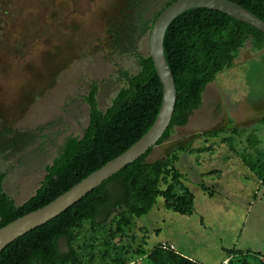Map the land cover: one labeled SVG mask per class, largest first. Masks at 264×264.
I'll return each mask as SVG.
<instances>
[{
	"label": "rangeland",
	"instance_id": "rangeland-1",
	"mask_svg": "<svg viewBox=\"0 0 264 264\" xmlns=\"http://www.w3.org/2000/svg\"><path fill=\"white\" fill-rule=\"evenodd\" d=\"M172 1L0 0V172L16 206L35 195L66 140L83 136L92 87L105 111L125 86L124 73L139 71L153 22ZM176 152L175 169L195 197L192 216L168 210L160 197L141 218L119 208L95 228L83 221L58 242L62 254L75 252L62 264H153L158 248L202 264H221L220 255L223 264H257L264 255V48L255 51L248 39L233 66L207 85L187 125L147 162Z\"/></svg>",
	"mask_w": 264,
	"mask_h": 264
},
{
	"label": "trees",
	"instance_id": "trees-1",
	"mask_svg": "<svg viewBox=\"0 0 264 264\" xmlns=\"http://www.w3.org/2000/svg\"><path fill=\"white\" fill-rule=\"evenodd\" d=\"M175 1L166 5L153 24ZM229 1L264 21V0ZM248 39H252L255 51L264 48L262 32L208 9L187 11L172 22L165 34L164 50L176 81L177 103L171 124L156 146L166 141L175 127L187 125L200 107L207 85L217 74L233 66ZM138 64L136 74L124 73L125 86L105 111L99 108L96 100L97 86L92 87L87 97L90 122L83 136L66 140L60 154L46 167L42 185L22 206H16L5 193V175L0 172V229L50 204L122 155L151 129L162 105L163 86L150 56L140 57ZM152 150L59 217L10 244L0 253V264L69 263L75 258L74 250L62 254L58 242L61 238H70V231L83 221H91L95 228L106 224L119 208L141 218L151 212L160 197L168 210L181 216H192L195 197L184 188L175 169L179 153L150 163L147 157ZM202 189L208 191L204 186ZM225 252L236 254L239 251ZM257 256V264L264 263L261 261L264 255L258 253ZM149 259L153 264L170 261L201 264L160 248L152 252Z\"/></svg>",
	"mask_w": 264,
	"mask_h": 264
},
{
	"label": "water",
	"instance_id": "water-1",
	"mask_svg": "<svg viewBox=\"0 0 264 264\" xmlns=\"http://www.w3.org/2000/svg\"><path fill=\"white\" fill-rule=\"evenodd\" d=\"M194 9H208L222 13L264 34L263 20L229 0H177L168 6L153 24L149 39L150 57L163 86L162 105L154 125L122 155L89 175L65 194L43 208L22 216L1 228L0 253L16 240L65 213L114 175L145 156L166 134L176 109L177 88L174 74L165 56V34L178 16Z\"/></svg>",
	"mask_w": 264,
	"mask_h": 264
},
{
	"label": "crops",
	"instance_id": "crops-1",
	"mask_svg": "<svg viewBox=\"0 0 264 264\" xmlns=\"http://www.w3.org/2000/svg\"><path fill=\"white\" fill-rule=\"evenodd\" d=\"M253 196H254V198H255V193H254ZM166 243L169 244L168 242H166ZM171 246H173L174 250H176V248H175V246H174L173 244H171ZM220 249H221L222 252H225L226 250H231V249H226V248H223V247H221ZM176 252H177V251H176ZM178 254H179V253H178ZM180 255H182V254H180ZM182 256H183V255H182ZM184 257H185V256H184ZM219 258H220V260H223L221 264H223V263L225 262V260H226L225 257L223 258V257H221V255H220ZM188 259L193 260L192 258H188ZM206 260H208V258H206ZM193 261H195V260H193ZM196 262H197V261H196ZM201 264H202V263H201Z\"/></svg>",
	"mask_w": 264,
	"mask_h": 264
},
{
	"label": "built area",
	"instance_id": "built-area-1",
	"mask_svg": "<svg viewBox=\"0 0 264 264\" xmlns=\"http://www.w3.org/2000/svg\"><path fill=\"white\" fill-rule=\"evenodd\" d=\"M172 248H173V246H172ZM173 249H174V248H173ZM261 261L264 262V257H261Z\"/></svg>",
	"mask_w": 264,
	"mask_h": 264
},
{
	"label": "flooded vegetation",
	"instance_id": "flooded-vegetation-1",
	"mask_svg": "<svg viewBox=\"0 0 264 264\" xmlns=\"http://www.w3.org/2000/svg\"><path fill=\"white\" fill-rule=\"evenodd\" d=\"M7 12V11H6Z\"/></svg>",
	"mask_w": 264,
	"mask_h": 264
}]
</instances>
